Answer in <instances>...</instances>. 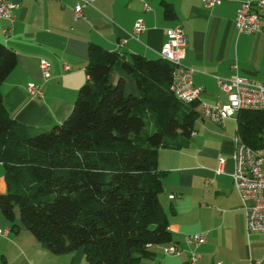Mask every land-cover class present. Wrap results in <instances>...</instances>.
<instances>
[{
    "label": "crops",
    "instance_id": "crops-1",
    "mask_svg": "<svg viewBox=\"0 0 264 264\" xmlns=\"http://www.w3.org/2000/svg\"><path fill=\"white\" fill-rule=\"evenodd\" d=\"M88 1L91 4L83 10L84 19L76 20L72 10L80 0H15L18 8L7 37L2 30L9 22L0 19V43L17 58L15 68L0 83L8 116L33 129L61 124L72 110L79 87L88 80L86 61L91 45L126 60L131 55L157 60L166 30L180 27L186 34L184 64L194 71L192 83L202 93L189 108L198 115L185 146L159 149L156 162L165 172L158 200L168 220L169 245H175L181 253L168 256L161 251L169 245L154 246L153 260L145 263L187 264L192 249L184 237L203 233L206 241L195 249L200 256L196 264H264V233L247 232L246 212L231 184L237 121L226 119L224 126L218 127L201 115L203 104L226 102L218 77L237 75L264 86V18L262 30L254 34H238L233 23L239 3L253 0H224L210 8L202 0ZM145 5L149 11H145ZM165 5L171 7L172 16H165ZM137 20L143 22L144 30L134 37ZM41 59L49 65L46 79L39 70ZM234 64L235 72L230 69ZM109 74L112 84L124 78L126 93L136 92L133 79L123 73L121 61ZM30 83L40 87L41 97L27 93ZM4 174L0 163V194L7 190ZM172 195L175 198H170ZM1 218L0 212V226L8 230V235L0 236V264H90L82 250L54 255L26 228L12 230Z\"/></svg>",
    "mask_w": 264,
    "mask_h": 264
},
{
    "label": "trees",
    "instance_id": "trees-1",
    "mask_svg": "<svg viewBox=\"0 0 264 264\" xmlns=\"http://www.w3.org/2000/svg\"><path fill=\"white\" fill-rule=\"evenodd\" d=\"M163 7L172 16L171 7ZM88 49V80L61 124L19 125L0 94L7 188L0 212L13 223L16 206L23 226L54 255L82 250L90 264H146L154 258L152 247L171 243L158 200L165 172L158 169L157 152L185 146L198 114L189 109L195 103L185 107L172 97L169 63L139 55L126 60L98 45ZM16 61L0 43V83ZM120 61L135 93H126L124 78L111 83L109 73ZM235 120L241 142L263 146L264 113L241 111Z\"/></svg>",
    "mask_w": 264,
    "mask_h": 264
},
{
    "label": "built area",
    "instance_id": "built-area-1",
    "mask_svg": "<svg viewBox=\"0 0 264 264\" xmlns=\"http://www.w3.org/2000/svg\"><path fill=\"white\" fill-rule=\"evenodd\" d=\"M57 0H38V2ZM224 0H202L204 6H219ZM88 0H80L73 8L74 19H84V9L90 6ZM144 6L145 11H149ZM18 4L15 0H0V19L9 22L8 27L2 30L7 37L12 31V23L15 19V10ZM264 18V0L244 1L239 3L234 16V30L238 34H254L262 29L261 21ZM144 30L141 20H137L133 27V36L137 37ZM166 40L161 45L159 59L169 63L172 67L169 90L172 97L189 106L199 101L201 89L193 85L192 76L194 71L184 64L186 56V34L180 27L166 30ZM124 43V41H122ZM39 70L44 77L48 78L49 65L46 60L39 61ZM237 66L232 65L230 69L237 71ZM217 82L223 95H226L224 104H203L201 115L218 127H223L226 119H237L241 111H257L264 113V86L246 78L234 75L229 78L218 77ZM32 97H41L39 86L30 83L25 89ZM233 170L231 179L235 191L243 203L246 212V230L248 233H264V144L260 148L253 149L245 145L237 135L233 137ZM223 164L224 160L219 159ZM175 198V196H170ZM247 203H250L248 205ZM8 230L1 231L0 236L6 237ZM206 234H194L185 236V244L191 247L187 264H196L200 256L195 252L199 246L205 243ZM163 254L168 256H179L181 251L175 245L162 247ZM215 264H223L216 261ZM233 264V263H230ZM249 264H254L250 262Z\"/></svg>",
    "mask_w": 264,
    "mask_h": 264
},
{
    "label": "rangeland",
    "instance_id": "rangeland-1",
    "mask_svg": "<svg viewBox=\"0 0 264 264\" xmlns=\"http://www.w3.org/2000/svg\"><path fill=\"white\" fill-rule=\"evenodd\" d=\"M14 214H15V218H14V222L13 223H11V222L7 221L6 219H4V217L2 215V218L1 219H2L3 223L9 224V225L15 224L17 226H20L21 228H25L23 226V224L21 223L20 219H19V211H18V208L16 206L14 207ZM0 228H1L0 229L1 231H4L5 230V228L3 226H0ZM10 260H11V258H10Z\"/></svg>",
    "mask_w": 264,
    "mask_h": 264
},
{
    "label": "water",
    "instance_id": "water-1",
    "mask_svg": "<svg viewBox=\"0 0 264 264\" xmlns=\"http://www.w3.org/2000/svg\"><path fill=\"white\" fill-rule=\"evenodd\" d=\"M262 133H263V139H264V129H262V131H261Z\"/></svg>",
    "mask_w": 264,
    "mask_h": 264
}]
</instances>
